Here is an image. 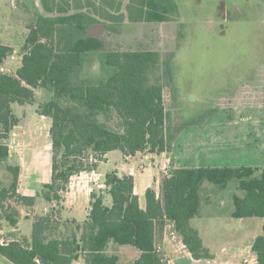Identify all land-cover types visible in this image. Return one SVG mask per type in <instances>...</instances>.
Masks as SVG:
<instances>
[{"label": "trees", "instance_id": "trees-1", "mask_svg": "<svg viewBox=\"0 0 264 264\" xmlns=\"http://www.w3.org/2000/svg\"><path fill=\"white\" fill-rule=\"evenodd\" d=\"M43 2L46 14L28 26L21 66L15 73L0 70V165L10 157L4 141L20 123L13 104H34L39 89L49 94L38 104V113L52 121L51 179L41 192L22 194L21 166L7 164L11 179L0 188V229L3 222L17 228L21 207H33L39 196L48 203L61 202L71 179L98 170V162L110 152L132 156L175 149L163 85L150 78L160 66L161 52L110 49L104 31L113 27L100 26L93 8L65 0ZM126 9L134 22L161 23L171 20L175 6L167 0H142L128 2ZM99 51L106 52L102 61L111 73L88 82L82 70ZM14 53L0 43V68ZM232 180L243 193L234 195L231 216L264 218V167L171 168L162 177L159 194L153 187L146 190L145 208L135 193L134 176L113 169L105 174L104 190L92 189L86 220L61 222L54 213L38 216L30 238L0 241V255L13 264H120L119 254L109 252L114 243L139 251L128 264H169L158 250L157 232L173 223L195 259H211L191 221L200 210L203 182L226 187ZM252 251L257 264H264V232L255 238Z\"/></svg>", "mask_w": 264, "mask_h": 264}, {"label": "rangeland", "instance_id": "rangeland-1", "mask_svg": "<svg viewBox=\"0 0 264 264\" xmlns=\"http://www.w3.org/2000/svg\"><path fill=\"white\" fill-rule=\"evenodd\" d=\"M121 1L142 0H80L79 5H90L99 17L108 18L113 14L121 20L131 11L125 8L122 15ZM167 1L175 6L168 22L129 21L122 27L104 31L110 49L146 48L161 52L160 66L150 78L163 85L169 128L176 138L174 151L164 157L156 155V159L163 162L168 157L176 167L241 166L251 162L264 167V0ZM37 3L36 0H0V42L10 43L16 49V59L11 56L4 64L7 72L15 73L22 64L21 48L27 37V26L46 12L43 0ZM105 54V51L92 53L81 77L88 82L106 78L111 69L103 65ZM255 79L257 85H254ZM48 98V93L37 89L34 104H13L20 123L4 141L10 147V157L0 165V188L10 183L7 164L21 166L19 192L22 194L35 195L41 192L43 184L50 182L52 121L38 113V104ZM215 113H226L236 120H210V114ZM250 114L255 115L253 120H240L241 116ZM232 125L240 129V133H237L235 147L227 148L221 143L225 142L223 135ZM247 131L255 136L246 138ZM216 139L223 147L214 146ZM119 154V151L112 152L109 162H98L101 168L94 174L83 172L74 176L61 202L48 203L39 196L33 207L22 206L17 228L1 223L0 241L30 238L33 222L41 215L54 213L61 222L86 220L90 193L95 188H106L105 174L120 166ZM139 161L137 156L133 164ZM147 161L153 163L155 159L150 157ZM162 175L163 172L160 178ZM242 193L237 180L226 187L204 181L200 188V210L191 221L207 246L217 247L222 252L224 245L229 253L235 251L233 259L237 264L243 263L244 256L254 254L252 243L264 232L263 217L237 219L231 216L233 197ZM106 203L111 204L110 196ZM145 203L143 197L142 205ZM109 252L119 254L120 264H128L139 251L112 243ZM221 255L225 257V252ZM4 260L0 255V264Z\"/></svg>", "mask_w": 264, "mask_h": 264}, {"label": "crops", "instance_id": "crops-1", "mask_svg": "<svg viewBox=\"0 0 264 264\" xmlns=\"http://www.w3.org/2000/svg\"><path fill=\"white\" fill-rule=\"evenodd\" d=\"M65 1H70V2H72L73 5L74 4L75 5L80 4V0H65ZM36 4H38L37 0H36ZM121 5H122L121 14L123 15V10L126 8V5H127L126 1L125 2L121 1ZM36 6L38 7V5H36ZM79 7L85 9L86 7H91V6L90 5L85 6L84 4L81 3V5H79ZM45 14H46V12H44L42 15H45ZM96 16L98 17V20H99L98 22H99L100 26H104L105 24H108V25H111L113 27V29H117L119 27H122V25H124L125 23H127L129 21L131 23L132 22L137 23V22H134L133 20H130L128 14H126L125 18H123L121 20H120V18L117 17V15H113V14H110V16L108 18L99 17V15H97V14H96ZM34 21H32V22H34ZM161 23H163V22H161ZM28 26H27V28H28ZM110 30H112V29H110ZM0 43H3V42H0ZM3 44L9 45L15 49V47L13 45H11L10 43H3ZM11 59H13V60L16 59V49H15V54L12 56ZM20 66L21 65H18V68ZM4 68L6 69L5 65H4ZM253 82H254V85H257L256 79L253 80ZM262 87H264V84L262 85ZM262 93H263V91H262ZM210 115L212 116V118L210 119L212 121L213 120H222V119L232 120V121L236 120L235 118L231 117L232 115H228L226 113H224V114L215 113V114H210ZM254 118H255V115L250 114L249 116H241L240 120L251 121ZM233 127H234V125H232V129L230 131H227L226 134L223 135L226 138H225V142H223L221 144H224V146L227 148H229V147L234 148L235 144H237L236 140H237V136H239L237 133H240V129L233 128ZM224 133L225 132H223L222 134H224ZM218 134H220V133H218ZM240 136L243 138V134H241ZM250 136H255V135L252 131H247V133L245 134V137L248 138ZM220 139L223 140V137H221ZM216 140L213 141V144L215 143L214 146L223 147V146H221L220 142L218 143V140L217 141ZM113 152H116V151H113ZM110 153H112V152H110ZM110 153L105 155V161H102L101 162L102 164L109 162ZM167 154L168 153L166 152V153H162L160 155H162L164 157V155H167ZM156 155H159V154L137 153L136 155L126 156L120 152V154L118 156L119 160H122V161H120L121 162L120 166L113 168V169H118V171L121 174L127 173V174H132L134 176V178H135V193L139 196L140 205L142 208H145V206H146V203H145V206L142 205V199H143V197H145L146 190L149 187H153L156 189V191L159 194L160 193L161 180H162L164 173H167V170L169 171V169H171V168H177L172 163L173 161L170 158L166 157L167 160L161 162V160L156 159ZM137 156L140 157V161L138 164H133V161L135 160V158ZM150 157H151V159H155V161H153V163H152V161L150 163L147 161ZM153 164H154V166H153ZM143 166H146L145 169L142 168ZM243 166L261 167L259 164L252 163V162L249 165L229 166V167H243ZM193 167H196V166H193ZM209 167H214V166H209ZM217 167H225V166H217ZM100 168H101V165H99L98 170H100ZM161 172H163V175L160 178ZM94 173H96V171L91 172V174H94ZM99 174H102V173H99ZM154 184H156V187ZM26 195H29V194H26ZM232 210H231V212H232ZM200 235H201V233H200ZM201 237H202V235H201ZM202 239H203V237H202ZM203 243H204V239H203ZM157 245L161 248V251H160L161 254L167 255L169 257V259H170L169 264H237L234 262V259H233L234 255H235V251L232 253H229L228 251H226V247L224 245L222 246V252L223 251L225 252V257H223L221 255L222 252L218 251L217 247L213 248V247L207 246L204 243V245L210 250L213 257L211 259H195L192 256V254L189 252V250L186 248L185 244L180 239V237L178 236L176 231H175V235H174V226H172V224L167 225V228L165 227L163 230H159L157 232ZM251 248H252V246H251ZM124 249H128L129 252L134 251V250H132V248H124ZM138 256H139V252H137V257ZM242 260H243L242 264H257V257H256L255 253L251 257H250V255L244 256ZM6 261H8V260L5 259L2 263L7 264ZM10 263H12V262H10ZM82 263L83 262H78L77 264H82Z\"/></svg>", "mask_w": 264, "mask_h": 264}, {"label": "built area", "instance_id": "built-area-1", "mask_svg": "<svg viewBox=\"0 0 264 264\" xmlns=\"http://www.w3.org/2000/svg\"><path fill=\"white\" fill-rule=\"evenodd\" d=\"M0 70L2 71V72H7V70L4 68V66L3 67H1L0 68ZM170 224H173V223H170ZM169 225V224H168ZM174 225V224H173ZM166 228H167V225L165 226ZM175 229H174V235H175ZM158 250H160L161 251V248L158 246ZM164 258L170 263V259H169V257L167 256V255H164Z\"/></svg>", "mask_w": 264, "mask_h": 264}]
</instances>
